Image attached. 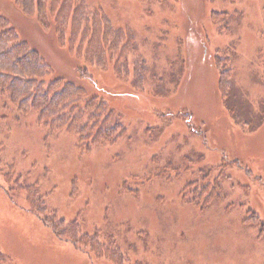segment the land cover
Segmentation results:
<instances>
[{"label":"rangeland","instance_id":"1","mask_svg":"<svg viewBox=\"0 0 264 264\" xmlns=\"http://www.w3.org/2000/svg\"><path fill=\"white\" fill-rule=\"evenodd\" d=\"M83 2L134 38L116 67L86 65L85 77L52 29L12 0L0 14L57 75L91 94L123 93L108 104L126 134L80 150L0 92V264H264V0H207L206 56L184 40L196 0ZM212 55L231 72L228 111ZM70 222L78 233H65Z\"/></svg>","mask_w":264,"mask_h":264},{"label":"trees","instance_id":"2","mask_svg":"<svg viewBox=\"0 0 264 264\" xmlns=\"http://www.w3.org/2000/svg\"><path fill=\"white\" fill-rule=\"evenodd\" d=\"M12 1L25 16L34 18L43 29L53 30L58 49L67 53L74 64H78L75 65V71L81 77L87 75L86 65L95 69L116 67L121 55L130 48L128 46L134 39L133 34L127 30L115 31L109 21L96 9L91 15L85 14L84 0H75L74 7L73 0ZM195 4L199 12L195 19L196 25L188 24L183 28L184 40L187 45L188 39L193 38L194 43L202 47L206 56L208 43L198 21L203 6L207 5V0H196ZM220 14L215 11L211 13L213 17ZM17 33L9 21L0 14V92L6 95L10 104L16 107L20 114L37 113L38 123L50 132L65 130L76 136L80 150L89 151L94 146L114 145L125 137L126 129L113 116L114 108L108 104L110 99L113 100L123 93L115 92L114 89H105L102 93L96 86V90L92 89L91 94L75 85L74 80L57 75V71L42 52L20 39ZM187 54L189 56V53ZM192 55L196 56L193 53ZM212 58L211 67H214L217 73V91L223 108L228 111L225 107L227 98L225 91L230 89L228 81L231 72L222 68V62L226 57L212 55ZM187 61L189 76L190 57ZM134 72L132 80L138 85L141 83L142 71H139L136 65ZM129 93L132 92L127 94ZM178 96L180 98V93ZM233 164L239 170L242 169L240 162L237 163L235 160ZM165 173L159 171L150 178H160ZM179 174L175 173L177 176ZM235 177L237 178L236 174ZM196 191L197 189L191 190V193ZM183 192L184 195L187 194V191ZM203 192L205 193V189ZM70 223L71 229L66 230L65 233H78V224ZM113 255L118 254L108 253L110 257Z\"/></svg>","mask_w":264,"mask_h":264}]
</instances>
